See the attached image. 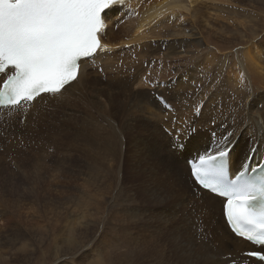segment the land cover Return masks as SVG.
Masks as SVG:
<instances>
[{
	"label": "rangeland",
	"instance_id": "obj_1",
	"mask_svg": "<svg viewBox=\"0 0 264 264\" xmlns=\"http://www.w3.org/2000/svg\"><path fill=\"white\" fill-rule=\"evenodd\" d=\"M227 1L171 7L164 24L145 27V41L88 60L77 86L29 105L25 125L19 111H0V264H211L209 229L186 204L185 159L235 139L233 150H258L264 132V82L242 60L250 42L264 56V0ZM128 8L105 18L104 36L117 44L138 19L128 20ZM221 103L237 115L219 118Z\"/></svg>",
	"mask_w": 264,
	"mask_h": 264
},
{
	"label": "snow or ice",
	"instance_id": "obj_2",
	"mask_svg": "<svg viewBox=\"0 0 264 264\" xmlns=\"http://www.w3.org/2000/svg\"><path fill=\"white\" fill-rule=\"evenodd\" d=\"M117 3L122 0H0V77L12 70L0 82V108H26L43 94L66 90L80 62L103 50L102 13ZM226 155L200 156L191 174L224 199L233 233L264 249V173L250 178L238 170L233 179ZM246 255L264 262V251Z\"/></svg>",
	"mask_w": 264,
	"mask_h": 264
},
{
	"label": "bare ground",
	"instance_id": "obj_3",
	"mask_svg": "<svg viewBox=\"0 0 264 264\" xmlns=\"http://www.w3.org/2000/svg\"><path fill=\"white\" fill-rule=\"evenodd\" d=\"M142 0H122V3H117L116 5H113L112 7H110L109 9H106L105 12L102 14V19L104 20V24H105V28L104 30L102 31V33L100 34V39H102L103 37V40L102 41V45H101V48L103 50H98V52L94 55V57L92 58L94 61L96 59V62L97 61V58L99 59L103 53L107 54V56L105 54L106 57H108V54L109 53H114L116 50H119L121 48H119V46L123 47L124 49L126 47H129V46H134V44L141 42V40L143 39H146V37H144V31H145V27L149 26V24H154V22L157 24L158 22L161 24L163 23V17L164 15H166V13L168 12L169 9H171V7H173L174 9H181L183 8V6H187L191 7L196 5L197 3H210L216 7H219L220 5H227L229 2L227 0H181L180 2H185V4L182 6L181 4H179L180 6H170V3L172 2V0H160L158 1L156 4L154 5H151L150 1H144V4L143 2L141 3ZM177 2V0H176ZM175 3V2H173ZM179 3V1H178ZM230 4V3H229ZM172 5V4H171ZM128 6L131 8V11H129L131 14H127V18H129L128 20L129 21H134L136 18L137 19V22L132 24V29L131 31L128 32V29L126 30L125 32V35L121 38L122 41L121 43L117 44L114 40H111V36L109 37H106L104 36V33H105V30H106V25L109 24L105 22V18L111 14L110 12H112V10L114 9H117L119 10L118 13H120V10L121 9H129ZM126 7V8H125ZM221 7V6H220ZM172 8V9H173ZM193 9V8H192ZM116 11V10H115ZM114 11L113 15L116 13ZM124 11V10H123ZM176 11V10H175ZM175 11L173 10V12L175 13ZM179 11V10H178ZM128 12V10H126V13ZM123 13V12H122ZM180 12H177L176 11V14H178ZM117 14V13H116ZM139 14V15H138ZM141 14V16H140ZM168 14V13H167ZM175 14V16H176ZM190 14V13H189ZM118 15V14H117ZM120 15V14H119ZM174 15V14H173ZM180 15V14H179ZM211 15V14H210ZM122 16V15H121ZM120 16V17H121ZM124 16V15H123ZM123 16L119 17L118 20H122L124 19ZM140 16V17H139ZM168 16H170V14H168ZM178 16V15H177ZM182 16V15H181ZM195 16L196 18L200 21V22H203L204 25L206 27H208L209 25L206 23L207 20L206 18L207 17H210V16H207L205 17L204 15H202V12H198V9H195ZM212 16V15H211ZM216 16V15H214ZM167 17V16H165ZM183 17V16H182ZM186 17H189L188 15ZM218 17V15H217ZM133 18V19H132ZM172 16H171V20H172ZM177 18V17H175ZM181 18L180 16L178 17V19ZM219 18V17H218ZM108 19V18H107ZM111 19H112V15H111ZM184 19V18H182ZM162 20V21H161ZM170 20V21H171ZM197 20V21H198ZM167 21V20H166ZM168 20V22H170ZM174 21V20H173ZM196 21V20H195ZM194 20L191 21L195 22ZM108 22V21H107ZM110 22V20H109ZM172 22V21H171ZM170 22V24H171ZM184 22V21H183ZM121 22H119V26L121 27L120 25ZM167 23V22H166ZM165 23V24H166ZM181 23V22H180ZM179 23V25H180ZM164 24V23H163ZM169 24V23H168ZM167 24V25H168ZM182 24V23H181ZM192 24V25H193ZM172 25V24H171ZM202 25V24H201ZM130 26V27H131ZM161 26V25H160ZM159 26V27H160ZM163 27L162 28H165L164 26L165 25H162ZM203 26V25H202ZM150 27V26H149ZM151 27H154V26H151ZM167 27V26H166ZM182 27V26H181ZM210 27V26H209ZM119 28V27H118ZM158 29V27H156ZM160 29L161 27L156 30V34L159 35L160 33ZM205 29V28H204ZM155 30V29H154ZM164 30V29H163ZM161 30V33L162 31ZM216 30V29H215ZM147 31V29H146ZM145 31V32H146ZM169 31V30H168ZM107 32V31H106ZM110 32V31H109ZM108 32V33H109ZM128 32V34H127ZM106 34V33H105ZM112 35V34H111ZM148 38V37H147ZM145 41V40H144ZM256 41V40H255ZM141 45V44H140ZM104 46H107V47H104ZM136 46V45H135ZM138 50V49H137ZM135 50V51H137ZM127 53V52H126ZM114 55V54H113ZM112 57H117V53L115 54L116 56H113ZM110 56V55H109ZM264 57V56H262ZM261 57V52L258 50L257 46L254 44V42H250L247 44V46H245L243 48V53H242V60L244 61V63L247 64V68L250 70V71H254L256 74L260 75L259 78L262 82H264V66H262V61L260 60H263L264 58ZM111 58V57H110ZM255 58V59H254ZM90 59V60H92ZM106 59V58H105ZM112 59V58H111ZM89 60V61H90ZM101 60V59H100ZM115 61H117V59L114 58ZM132 60V59H130ZM119 61V60H118ZM133 61V60H132ZM88 61H83L81 63V66H80V69H79V75H78V78L77 80L73 81L70 85L66 86V90L68 89H72V87L76 84V83H79V80H80V77L82 75V72H83V68H84V65L87 63ZM94 62V63H96ZM100 62V61H99ZM102 62V60H101ZM110 62V61H109ZM116 63V62H115ZM136 63V62H135ZM211 63H214V60L213 59H210V64ZM90 65V64H89ZM97 65V64H96ZM99 65V64H98ZM102 65H105L106 66V62L103 63ZM86 66V65H85ZM120 66V64H119ZM131 66V65H130ZM90 67V66H89ZM110 67V66H109ZM110 69V68H109ZM115 70V69H114ZM111 71V69H110ZM233 76H235V78H237V75L234 73L232 74ZM112 81V80H111ZM228 83H230V86L233 87L235 86V80H232V81H229L227 80ZM81 84V83H80ZM78 84H76L77 86ZM118 85V84H117ZM264 85V84H263ZM84 86V85H83ZM226 86V85H225ZM81 87V86H80ZM89 87V86H88ZM92 87V86H91ZM76 88V87H75ZM85 88V87H84ZM90 88V87H89ZM118 89L120 90V88L118 87ZM66 90H62V91H66ZM90 90V89H88ZM108 90V89H107ZM71 91V90H70ZM69 91V92H70ZM142 91V90H141ZM68 92V93H69ZM89 92V91H88ZM217 93V92H215ZM78 94V93H77ZM133 94V93H132ZM258 94L260 95H263L264 96V91L263 92H259ZM76 94H74L75 96ZM139 95V94H138ZM50 95H45L43 94L41 97H37L33 102L32 104H36L38 103L40 100L42 99H47L49 98ZM66 96V95H65ZM73 96V97H74ZM63 98V97H62ZM55 99V98H54ZM77 99V98H76ZM67 100V99H66ZM151 100V98H150ZM197 100V99H196ZM264 101V100H263ZM254 102L256 104H259V103H262L263 102L261 100H257L255 99ZM43 103V102H42ZM197 103V102H196ZM255 103H252L250 104L251 106L248 105V107L250 109H255ZM255 104V105H254ZM48 108V107H47ZM155 110V109H153ZM182 111V110H181ZM11 112V111H10ZM149 112H150V109H149ZM179 113V111H178ZM208 113V112H207ZM254 113V112H253ZM19 114V113H18ZM211 114V113H210ZM9 115V114H8ZM14 115V114H13ZM209 115V114H208ZM164 116V115H163ZM203 117V116H202ZM196 120V119H195ZM262 120H264V118H262ZM1 123V122H0ZM263 125V123H261ZM1 126V125H0ZM171 126V125H170ZM264 126V125H263ZM176 128V126H175ZM264 128V127H263ZM2 129V128H1ZM178 129V128H177ZM194 130V129H193ZM262 130V128H261ZM5 131V130H4ZM212 131V130H211ZM210 131V132H211ZM201 132V131H200ZM255 132V131H254ZM253 132V133H254ZM257 132V131H256ZM198 133V132H197ZM200 134V133H199ZM201 137V136H200ZM244 137V136H243ZM257 138H261V141H262V144L260 145L259 149L256 150V148L254 147H249V145H247V143H244L243 146H240V148H238V151H237V148H234L233 150V145H232V142H234L235 140H231V142H229L227 145V148L225 149V146L222 147V149L220 148V150H228L229 153L227 154V158H228V161L230 162V165H232L231 163V160H230V157H231V153H233L234 155V159L236 160L237 162V165H236V172L238 170H242L243 168H245L246 170H250V171H253V166L257 165L261 159L264 158V132H261L259 134V136H256ZM206 140V139H205ZM210 140V139H209ZM207 139V141H209ZM213 140V139H212ZM211 140V141H212ZM201 142V141H200ZM212 146V145H211ZM210 146V147H211ZM208 147V146H207ZM218 148V147H217ZM207 149V148H206ZM201 150V149H200ZM204 150V149H203ZM208 150V149H207ZM206 150V151H207ZM198 151V150H197ZM210 151V150H209ZM218 150H214V151H211L210 153L204 155V156H207V155H214L216 154ZM235 151H237L236 153H234ZM200 152V151H199ZM203 152V151H202ZM171 154V153H170ZM174 154V153H173ZM202 154V153H201ZM181 155V154H180ZM198 155V158H199V154ZM178 156V155H177ZM174 157V156H173ZM225 159V157H224ZM181 160V159H180ZM186 160V159H185ZM189 160V158H188ZM192 160V159H191ZM199 159H195L193 161H198ZM179 163V162H178ZM181 164V163H179ZM186 164V163H185ZM180 166V165H178ZM184 166V165H183ZM246 166V167H245ZM182 167V166H181ZM180 167V168H181ZM179 168V167H178ZM185 168V171H186V176H185V179H186V186L187 188L184 190L187 194L185 195L186 197V204L187 206L189 207V209L191 210L192 214H194V218L198 217L200 218V221H201V224L202 226H204L205 228H208L209 231L208 233L210 234V243H211V246L213 244H215L214 246V250L216 251V256L215 255H212V261L210 262L211 264H219V262L223 261L224 264H228L230 260L232 259H236L238 257H240V259L237 261V262H241V264H259V263H256L254 261H251L249 259H247L245 256H244V253L245 252H248L249 250V246L247 245V243L243 242L242 240L240 239H237L235 237H233L229 231L227 230L226 228V225H225V220L223 218V201H221L220 199L216 198L215 196H212L210 194H208L207 192H203L201 191L194 183L193 181L191 180V177H190V172L187 168V165ZM183 169V167H182ZM181 169V170H182ZM177 171V170H176ZM260 171L261 172H264V166H261L260 168ZM182 172V171H180ZM180 174V173H179ZM253 175V173L251 174ZM184 181V180H182ZM175 182V181H174ZM164 183V181H163ZM165 184V183H164ZM168 184V183H167ZM170 184V183H169ZM173 184V183H172ZM175 185V184H174ZM177 185V184H176ZM167 186V185H165ZM169 186V185H168ZM171 187V186H170ZM176 187V186H174ZM172 188V187H171ZM175 189V188H173ZM174 192V191H173ZM180 192V191H179ZM177 194V193H176ZM182 194V193H181ZM182 197V195H181ZM177 201V200H176ZM161 203V202H160ZM176 211V209H175ZM183 213V212H182ZM192 214H191V217H192ZM176 215V214H175ZM183 215H185L183 213ZM189 215V214H187ZM175 217V216H174ZM178 216H176L177 218ZM188 218V216H187ZM187 220V219H186ZM192 221H193V218H192ZM188 222V220H187ZM186 222V223H187ZM194 223V222H193ZM223 223V225H222ZM192 224V223H191ZM190 224V225H191ZM196 224V223H195ZM182 225V224H181ZM193 225V224H192ZM195 226V225H194ZM198 227V225H197ZM196 227V228H197ZM195 228V227H194ZM213 230H216L218 232H220L222 235L219 236V238L216 237V235L214 236L213 234ZM200 234V233H199ZM202 235V234H201ZM198 237V236H197ZM204 239V238H203ZM183 240V239H182ZM202 240V239H201ZM203 241V240H202ZM201 241V242H202ZM209 241V240H207ZM205 241V242H207ZM203 243V242H202ZM191 244V243H190ZM196 244V243H195ZM205 244V243H204ZM227 244H229V246L227 247ZM206 245V244H205ZM204 245V246H205ZM187 246H188V243H187ZM193 246V245H192ZM208 248V247H207ZM206 248V249H207ZM190 249V247L188 248ZM192 249V248H191ZM196 249V248H195ZM196 251H198L196 249ZM200 252V251H199ZM209 253V252H208ZM212 253V252H211ZM196 254V253H195ZM194 254V255H195ZM207 254V253H206ZM203 255V254H202ZM209 255V254H207ZM214 256V258H213ZM223 256H226V258L230 259V260H222V257ZM188 259V258H187ZM197 259V257H196ZM199 260V259H198ZM213 261H217L216 263H214ZM236 262V263H237ZM204 263V262H203ZM206 263V262H205Z\"/></svg>",
	"mask_w": 264,
	"mask_h": 264
}]
</instances>
